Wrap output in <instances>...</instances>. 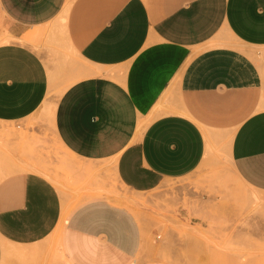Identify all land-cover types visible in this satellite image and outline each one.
<instances>
[{"label":"crops","instance_id":"1","mask_svg":"<svg viewBox=\"0 0 264 264\" xmlns=\"http://www.w3.org/2000/svg\"><path fill=\"white\" fill-rule=\"evenodd\" d=\"M31 33L86 65L51 122L83 162L72 172L108 163L118 184L148 193L191 176L208 144L231 133L232 170L264 200V0H0V40L14 41L0 42L1 124L32 116L54 86L20 43ZM12 145L0 152V264H154L130 213L104 199L69 208L44 157Z\"/></svg>","mask_w":264,"mask_h":264},{"label":"rangeland","instance_id":"2","mask_svg":"<svg viewBox=\"0 0 264 264\" xmlns=\"http://www.w3.org/2000/svg\"><path fill=\"white\" fill-rule=\"evenodd\" d=\"M6 38L0 42L13 41ZM22 39L28 43H20L35 50L54 74V86L47 98L52 103L58 101L61 89L85 75L81 69L86 65L63 42L52 44L46 35L38 33ZM59 64H63L62 69ZM51 122L50 112L41 106L20 123H0V152L14 143L20 147V154L44 157L45 176L57 180L65 189L64 195L72 197L69 208L104 199L124 209L140 224L142 253L154 264H264V235L257 234L255 220L257 215L264 218V200L243 185L232 170L231 133L208 144L206 158L191 176L138 194L116 182L108 163L99 164L95 173L72 172L70 164L78 160L58 143ZM254 198L257 203L252 202ZM59 239L60 230L51 238L53 250ZM53 263L47 257L46 264Z\"/></svg>","mask_w":264,"mask_h":264},{"label":"bare ground","instance_id":"3","mask_svg":"<svg viewBox=\"0 0 264 264\" xmlns=\"http://www.w3.org/2000/svg\"><path fill=\"white\" fill-rule=\"evenodd\" d=\"M67 7H68V5H66V7H65V9H64V12H66V10H67ZM27 41V40H26ZM70 48V47H69ZM71 49V48H70ZM72 50V49H71ZM49 80H51V79H49ZM51 85V84H50ZM52 86V85H51ZM50 86V87H51ZM50 89V88H49ZM61 90H64V89H61ZM60 90V92L62 93V91ZM51 91H52V88L49 90V92H48V94L50 95V93H51ZM61 93L60 94H58V96L60 97V95H61ZM51 97V96H50ZM48 98V96L46 97V99L44 100V102H43V104H42V106H44V107H46V109L50 112V114H51V121H52V119H53V113H54V110H55V107H56V103L57 102H55V103H52V101H51V99H47ZM251 194H252V197H251ZM250 195H249V198H250V200L251 199H253V193H251ZM246 198H248V196H246ZM248 198V199H249ZM257 198V197H256ZM255 199V198H254ZM258 199V201H260L259 200V198H257ZM257 199H255L254 201L252 200V202L253 203H257L258 201H257ZM250 202V201H249ZM251 202V203H252Z\"/></svg>","mask_w":264,"mask_h":264}]
</instances>
